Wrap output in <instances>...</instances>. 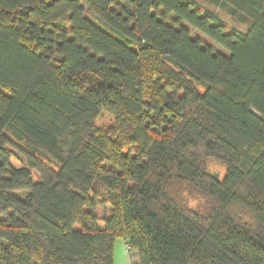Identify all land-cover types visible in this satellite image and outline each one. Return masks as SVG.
<instances>
[{
    "label": "trees",
    "instance_id": "1",
    "mask_svg": "<svg viewBox=\"0 0 264 264\" xmlns=\"http://www.w3.org/2000/svg\"><path fill=\"white\" fill-rule=\"evenodd\" d=\"M209 2L247 30L196 0H0V264H113L117 238L264 264V0Z\"/></svg>",
    "mask_w": 264,
    "mask_h": 264
},
{
    "label": "rangeland",
    "instance_id": "2",
    "mask_svg": "<svg viewBox=\"0 0 264 264\" xmlns=\"http://www.w3.org/2000/svg\"><path fill=\"white\" fill-rule=\"evenodd\" d=\"M197 3L200 5V7L202 8H208L210 10H212L214 13H216L221 19H223V21L226 23L227 27L229 28H236L238 30L241 31H246L247 30V26H248V21L246 20H241V19H236L233 18L231 15H229V13L219 7L216 6L212 3L209 2V0H196ZM190 29V33L192 34V36H196L198 38H200L202 40L203 43H207L209 44L212 49L216 52H224V49H222L219 45L211 42L207 37H205L204 35L200 34L198 31L189 28ZM201 90V88H200ZM95 126L103 129V130H107L110 131L111 134H113V136H118L121 140L123 139V137L121 135H119V131L116 130L115 124H114V117L112 114L108 113V112H102L98 115V117L95 119L94 122ZM124 144V141H123ZM124 150L125 148L129 147V144H125L124 145ZM204 166L205 169L208 173L215 175L218 179H222L224 177L225 174V165L215 159V158H211V157H206L204 159ZM184 196L187 198V205L191 208H198V209H203L205 210L206 206H207V200L202 197V196H193V195H188L187 193L184 194Z\"/></svg>",
    "mask_w": 264,
    "mask_h": 264
},
{
    "label": "crops",
    "instance_id": "3",
    "mask_svg": "<svg viewBox=\"0 0 264 264\" xmlns=\"http://www.w3.org/2000/svg\"><path fill=\"white\" fill-rule=\"evenodd\" d=\"M113 264H140L138 252L128 246L125 238L114 241Z\"/></svg>",
    "mask_w": 264,
    "mask_h": 264
}]
</instances>
